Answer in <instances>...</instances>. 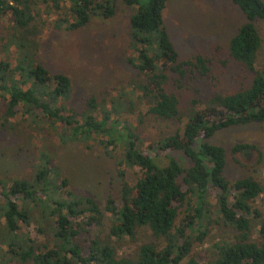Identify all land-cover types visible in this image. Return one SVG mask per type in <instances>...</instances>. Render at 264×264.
Here are the masks:
<instances>
[{"label": "trees", "instance_id": "trees-1", "mask_svg": "<svg viewBox=\"0 0 264 264\" xmlns=\"http://www.w3.org/2000/svg\"><path fill=\"white\" fill-rule=\"evenodd\" d=\"M231 1L246 23L230 40L229 54L252 73L250 85L208 100L193 99L188 110L172 85L180 90L189 74L207 77L210 60L198 54L180 61L164 22L168 0H0L4 121L21 113L23 120L11 125L21 135L33 137L34 127L47 125L63 143L98 142L110 156L118 149V164L141 172L134 184L124 180L119 198L109 196L102 209L94 197L71 187L47 148L40 151L30 174L0 178V264H200L191 257L192 248L204 242L213 219L235 235L216 245L220 258L213 264H264V216L256 207L264 182L252 176L227 180V150L210 143L226 128L264 123V69L256 66L262 43L256 22L264 21V1ZM119 3L134 10L127 62L145 82H131L130 97L114 98L109 91L101 95L103 101L90 97L79 112L69 106L71 78L51 72L38 59L39 36L48 24L43 12L52 16L53 28L76 31L97 18L112 19ZM139 104L147 106L140 117L186 123L145 146L138 131L122 120L124 110L133 114ZM252 150L258 147L244 143L232 152ZM175 152L184 153L191 164L182 167L171 155ZM106 214L110 227L104 238L95 236L87 244L79 239L82 232L102 227ZM143 228L164 243H144L132 255L120 256V247L134 242Z\"/></svg>", "mask_w": 264, "mask_h": 264}, {"label": "rangeland", "instance_id": "rangeland-1", "mask_svg": "<svg viewBox=\"0 0 264 264\" xmlns=\"http://www.w3.org/2000/svg\"><path fill=\"white\" fill-rule=\"evenodd\" d=\"M46 13L43 12V20L48 24L43 25L44 29L39 36L41 46L38 59L51 72L65 73L71 78V108L82 112L86 99L99 97L106 91L111 92L114 98L125 93L130 97L129 84L145 82L138 70L127 62V56L131 52L130 15L134 10L119 3L118 11L112 19L97 18L87 27L76 31L53 28L49 25L52 16ZM164 22L180 55V61L198 54L210 60L211 71L207 77H192L189 74V77L182 81L180 90L171 84L172 91H177L182 96L183 109L189 110L193 99L202 97L208 100L214 94H230L249 87L252 73L247 72L229 54L230 40L246 23L245 15L231 0H168ZM256 28L262 41L256 66L258 70H263L264 21H257ZM1 29L0 23V36ZM104 97H100L101 101L106 99ZM5 106L0 98V178L10 179L30 174L33 166L38 163L39 152L47 148L56 158L62 174L70 180L71 187L78 193L94 197L102 209H105L109 196L119 198L124 180L134 184L140 177L138 167L118 164L122 156L118 149H114L113 156H110L98 142L63 143L57 133L47 125L34 127L37 133H33V137L15 132L11 125L22 121L23 116L20 113L9 123L5 122ZM108 107L112 108L110 102ZM198 108L200 106H196L195 110ZM140 114H147L146 105L139 104L133 114L129 109L124 110L122 120L138 131L145 146L174 134L186 123V119L184 122L164 121L151 116L143 118ZM23 125L25 126L22 129L27 132V124ZM210 143L223 146L227 150V164L224 170L227 180L234 182L252 176L264 182V123L226 128L217 132L210 139ZM244 143L256 145L258 150L239 154L232 152L235 145ZM171 155L184 168L191 164L182 152ZM165 163L166 160L163 164ZM211 202L214 210L215 199H211ZM256 207L264 216V196L257 199ZM107 216L106 214L102 227L92 228L89 233L82 232L79 239L87 244L95 236L104 238L110 227ZM212 218H215V215ZM212 222L215 223L204 242L195 244L192 248L191 257L200 264H213L220 258L215 249L216 245L231 242L235 236L232 228L214 219ZM254 223L258 225L257 222ZM254 238H258L257 228L254 229ZM144 243L163 244L164 241L154 237L147 228H143L139 230L134 242L120 247L119 255L130 256Z\"/></svg>", "mask_w": 264, "mask_h": 264}]
</instances>
